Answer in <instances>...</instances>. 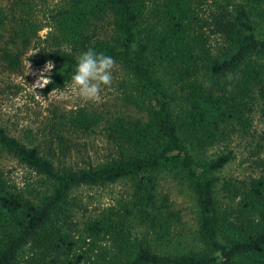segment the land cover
Here are the masks:
<instances>
[{
    "label": "trees",
    "instance_id": "1",
    "mask_svg": "<svg viewBox=\"0 0 264 264\" xmlns=\"http://www.w3.org/2000/svg\"><path fill=\"white\" fill-rule=\"evenodd\" d=\"M197 2L161 0L158 23L146 33L141 24L147 0H65L57 10L55 39L65 47L30 58L37 66L57 64L47 90L64 86L76 58L92 48L112 56L129 73L135 92L130 99L138 115L106 119L85 108L75 111L69 124L82 133L106 120L113 149L107 161L79 167L58 168L38 147L23 144L0 126V148L49 185L48 194L36 202L0 171V264H17L30 243L40 248L43 264H94L100 259L107 264H264V173L240 185L225 183L223 190L237 203L231 213H222L213 174L233 160L234 152L210 160L192 152V146L202 149L225 140L231 124L247 132L255 103L264 110V61H259L264 58V0L219 3L203 14ZM8 19L0 6V32ZM24 26L26 36L36 32ZM214 35L223 44L215 54ZM3 58L19 63V54L12 50H5ZM203 74L216 80L236 78L237 83L227 82L216 92L200 81ZM61 148L65 152L64 143ZM163 171H177L188 179L204 251L162 254L147 243L146 235L135 233L137 226L146 225L147 236L152 230L153 240L163 243L171 237L174 218H180L166 198H159L156 174ZM124 179L136 181L130 199L90 217L76 238L69 208L72 191ZM109 239L116 252L101 254V242Z\"/></svg>",
    "mask_w": 264,
    "mask_h": 264
},
{
    "label": "rangeland",
    "instance_id": "2",
    "mask_svg": "<svg viewBox=\"0 0 264 264\" xmlns=\"http://www.w3.org/2000/svg\"><path fill=\"white\" fill-rule=\"evenodd\" d=\"M199 1L200 4L197 2V6L202 14L209 13L219 3H248V0ZM159 3L161 0H147V11L141 24L143 33L156 27L155 24L159 20L157 15ZM63 5H66L65 0H0V6L4 7L9 15L7 26L0 32V126L23 144L38 147L43 154L53 159L58 168L99 164L107 161L112 155L113 149L106 137V120L97 126L96 130L82 133L71 128L69 124V117L75 111L85 108L106 119L138 115L134 102L130 99L131 93H135L133 80L118 61H115L116 66L113 70V84L104 90V99L100 103L84 101L66 90L64 86L70 84L71 79L64 86L52 90H47V86L43 88L34 86L42 72L54 81L59 70L57 64L52 62L54 67L51 72H45L47 63L37 66L32 64L30 58L48 49L65 47L55 39L54 19L57 10ZM25 24L28 30H36L30 37L25 34ZM260 29L264 31V27ZM28 38L30 40L26 41ZM211 39L212 52L215 54L223 48V44L216 35ZM5 50L19 54V63L12 65L4 59ZM259 61H264V58H259ZM233 80L235 85L236 78L216 80L206 74L200 77V81L207 89L216 92H220L217 90L219 87H225L227 82ZM253 97L258 99L256 93ZM254 106L251 126L247 132L239 125L231 124L227 128L225 140L202 149L192 146V152L202 160L234 152L233 160L213 174L217 179L216 198L222 213H231L237 203L230 193L223 190L225 183L240 185L241 181L264 173V110L259 102ZM61 143L65 145V152L61 148ZM0 171L29 200L38 202L48 194L49 185L43 177L1 148ZM156 177L159 198L161 200L166 198V203L180 213V218L177 221L174 218L171 237L166 242L154 241L156 235L152 230L151 235L147 236L146 225L137 226L135 233L146 235L144 238L147 243L162 254L204 251L206 245L197 233L199 228L197 200L188 179L177 171H163L157 173ZM135 183V179H124L104 185H83L75 188L71 193L69 208L74 214L73 229L77 231L76 238L83 223L90 217L106 207L119 205L130 199ZM98 249L104 255H108L104 252L110 254L116 252L110 239L102 241ZM41 257L40 248L30 243L21 252L17 264H43ZM114 259L119 261V258ZM94 264L107 263L100 259Z\"/></svg>",
    "mask_w": 264,
    "mask_h": 264
},
{
    "label": "clouds",
    "instance_id": "3",
    "mask_svg": "<svg viewBox=\"0 0 264 264\" xmlns=\"http://www.w3.org/2000/svg\"><path fill=\"white\" fill-rule=\"evenodd\" d=\"M115 66L116 62L112 56L89 48L76 58V66L71 76L70 84L64 87L84 101L100 103L104 99V90L110 88L113 84ZM30 67L31 65L29 64V69ZM53 67V63L49 61L45 72H51ZM50 83L51 80L42 72L34 86L43 88Z\"/></svg>",
    "mask_w": 264,
    "mask_h": 264
}]
</instances>
